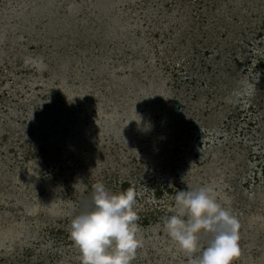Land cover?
Returning a JSON list of instances; mask_svg holds the SVG:
<instances>
[{
	"label": "rangeland",
	"instance_id": "rangeland-1",
	"mask_svg": "<svg viewBox=\"0 0 264 264\" xmlns=\"http://www.w3.org/2000/svg\"><path fill=\"white\" fill-rule=\"evenodd\" d=\"M97 182L138 192L132 264H188L163 221L202 186L264 264V0H0V264H81Z\"/></svg>",
	"mask_w": 264,
	"mask_h": 264
},
{
	"label": "clouds",
	"instance_id": "clouds-1",
	"mask_svg": "<svg viewBox=\"0 0 264 264\" xmlns=\"http://www.w3.org/2000/svg\"><path fill=\"white\" fill-rule=\"evenodd\" d=\"M253 55L259 53L253 50ZM181 181L186 183L185 177ZM137 197L131 185L119 192L110 191L102 182L92 185L91 209L76 215L69 228L81 264H132L142 246ZM174 203L175 213L164 218L163 228L185 253L188 264H233L240 255V224L218 202L214 190L188 187L176 192ZM201 233L211 237L202 251Z\"/></svg>",
	"mask_w": 264,
	"mask_h": 264
}]
</instances>
